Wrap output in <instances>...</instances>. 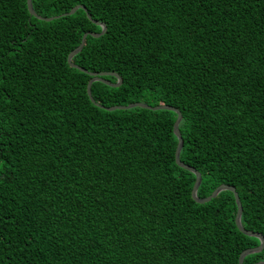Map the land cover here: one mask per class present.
<instances>
[{
    "label": "trees",
    "instance_id": "trees-1",
    "mask_svg": "<svg viewBox=\"0 0 264 264\" xmlns=\"http://www.w3.org/2000/svg\"><path fill=\"white\" fill-rule=\"evenodd\" d=\"M31 3L106 25L72 58L122 78L93 82L95 102L177 108L197 196L234 187L242 226L264 237V0ZM100 30L83 9L45 21L0 0V264H238L260 241L237 228L231 191L192 199L177 114L100 108L67 63ZM258 261L264 246L242 264Z\"/></svg>",
    "mask_w": 264,
    "mask_h": 264
},
{
    "label": "water",
    "instance_id": "water-1",
    "mask_svg": "<svg viewBox=\"0 0 264 264\" xmlns=\"http://www.w3.org/2000/svg\"><path fill=\"white\" fill-rule=\"evenodd\" d=\"M26 3H27V9H28V12H29L30 16H34V17H36L38 19H42V20H45V21H50V20H53L54 18H58L60 16L71 15L74 12H76L78 9H83L85 11V13H86L87 18L90 19L96 25L101 27V30H100L99 33H91V32L84 33L82 38H81V41H80L79 45L77 47H75L67 56V63L71 67L77 68V69L87 73L90 76V78H89V80L87 82V86H86V92H87V95H88L90 101L92 103H94L96 106H98L100 108H103L105 110H108V111H112V110H115V109H128V108H132V107H141V108L150 109V110H163V109H166V110L174 111L177 114L176 119H175V121L173 123V132H174L175 136L177 137V145H176V149H175V162H176V164L178 166L189 170L190 172H192L195 175V181H194V184H193V187H192V190H191L192 199L194 201L198 202V203H205V202H208L211 199L215 198L218 195V193H220L223 190L231 191L233 193V195H234L236 206H237L236 214H235V224H236L237 228L242 233H244L246 235H249V236H254V237L258 238L259 241H260V243H259V245L257 247L247 248V249L243 250L240 253L239 258H238V264H242L243 263V259H244L245 256H247V255H249L251 253H255V252L261 251L263 246H264V237H263L262 234H260L258 232H254V231H249V230L245 229L242 226V224H241L242 206H241V202L239 200L238 194H237V192H236L234 187L229 186V185H225V184H221V185L217 186L211 192V194L208 195L207 197L199 198L197 196V189H198V187L200 185V182H201V175L194 167H191V166L183 163L180 160V158H179L180 151H181V148L183 146V139H182L181 133H180L179 128H178L179 123H180V121L182 119V115H181V112L177 108H175V107H173L171 105H167V104L148 105L147 103H143V102H133V103H129L127 105H114V106L105 107V106L100 105L97 102H95V100L93 99V97L91 95V89H90L91 84L93 82L99 81V82H102V83H104L106 85H109L111 87H118L122 83V78L115 72H101V73L88 72L84 68L74 64L72 62V58H73L74 55H76L77 53H79L81 51L82 47L84 46L85 39H86V37L88 35H90L92 37H99V36L103 35L105 33V31H106V25L103 22H99L97 20L92 19L91 15L89 13H87L86 8L84 6H82V5H76L73 8H71L68 12L63 13L62 15L44 18V17H41L38 14H36V12L34 11V9L32 7L31 0H26ZM106 75L114 76L116 78V82L115 83H111L110 81L105 80L103 77L106 76ZM255 264H264V261H258Z\"/></svg>",
    "mask_w": 264,
    "mask_h": 264
}]
</instances>
